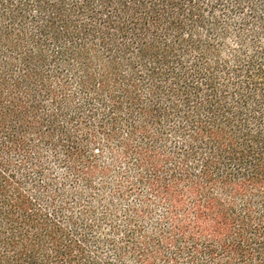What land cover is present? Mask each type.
<instances>
[{
    "label": "trees",
    "instance_id": "obj_1",
    "mask_svg": "<svg viewBox=\"0 0 264 264\" xmlns=\"http://www.w3.org/2000/svg\"><path fill=\"white\" fill-rule=\"evenodd\" d=\"M0 264H264V0H0Z\"/></svg>",
    "mask_w": 264,
    "mask_h": 264
}]
</instances>
